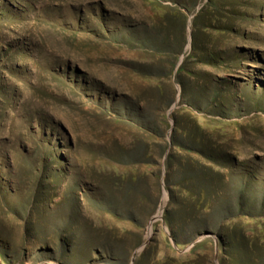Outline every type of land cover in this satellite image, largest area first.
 Instances as JSON below:
<instances>
[{
  "label": "rangeland",
  "instance_id": "rangeland-1",
  "mask_svg": "<svg viewBox=\"0 0 264 264\" xmlns=\"http://www.w3.org/2000/svg\"><path fill=\"white\" fill-rule=\"evenodd\" d=\"M0 264H264V0H0Z\"/></svg>",
  "mask_w": 264,
  "mask_h": 264
},
{
  "label": "water",
  "instance_id": "water-1",
  "mask_svg": "<svg viewBox=\"0 0 264 264\" xmlns=\"http://www.w3.org/2000/svg\"><path fill=\"white\" fill-rule=\"evenodd\" d=\"M190 41H191V38H190ZM189 46H191V43H189ZM165 198H166V194H165ZM162 212H163V209H159V211L157 212V214H155V215L151 218V220H150V222H149V230H150V231L152 230V224H153V222L156 221V220H158V219H161V218H162ZM205 236H206V235H205ZM198 241H199V240L195 241L192 245L196 244ZM146 244H147V242H145L142 246H140V247L136 250V252H135V254H134V256H133V263H134V261H135V259H136V256H137L138 252H140L141 250H143L144 247L146 246Z\"/></svg>",
  "mask_w": 264,
  "mask_h": 264
}]
</instances>
